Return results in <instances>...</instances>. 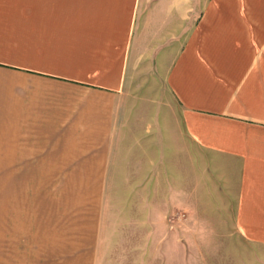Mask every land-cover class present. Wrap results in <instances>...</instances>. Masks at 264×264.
<instances>
[{"label": "crops", "instance_id": "crops-1", "mask_svg": "<svg viewBox=\"0 0 264 264\" xmlns=\"http://www.w3.org/2000/svg\"><path fill=\"white\" fill-rule=\"evenodd\" d=\"M153 68L157 133L127 105ZM205 165L207 207L264 243V0H0V264H102L115 220L151 251L157 207L167 248Z\"/></svg>", "mask_w": 264, "mask_h": 264}, {"label": "rangeland", "instance_id": "rangeland-1", "mask_svg": "<svg viewBox=\"0 0 264 264\" xmlns=\"http://www.w3.org/2000/svg\"><path fill=\"white\" fill-rule=\"evenodd\" d=\"M143 75L137 74V81L133 83L131 96L128 98L127 105L131 108L129 119H132L136 125L139 124L140 127L157 133L156 127L161 129V109L163 106L169 109L170 114L164 118L174 117L173 105H175V101L166 91L164 81L159 77L156 68H153L151 77L146 78ZM173 137H175L174 134ZM203 169L205 170L203 176L206 177V165L201 167V170ZM203 176L201 175L200 192L196 194L199 197L198 208H192L191 178H187L184 186V207L182 209L173 208L168 212V229L173 233V237L167 248H164L163 244L161 247L162 232L158 225L166 213L161 212V208L157 207L152 210L153 242L151 251L144 248L146 245L142 241L143 238H136L135 242L127 243L125 235L127 236L129 233L125 231L124 234L123 221L115 220L113 223L115 226L112 228L115 235L113 232L111 234V237L115 239H105L107 243L104 244L105 254L102 264H264V243L245 240L237 227L226 224L224 211L221 208L217 210L207 207L209 202L207 192H205L206 186H203L207 184V177L203 179ZM112 182L109 179V183ZM186 191H189L188 196H186ZM114 193L112 186L107 193L108 200L112 196L114 199L110 200L111 202L123 200V195L120 194L118 197ZM112 210L111 216L114 217L115 208L113 207Z\"/></svg>", "mask_w": 264, "mask_h": 264}]
</instances>
